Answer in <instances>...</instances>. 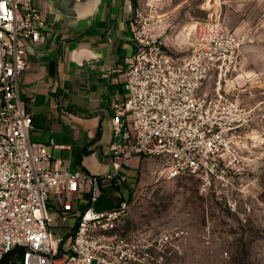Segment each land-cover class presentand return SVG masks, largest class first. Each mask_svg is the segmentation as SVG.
Here are the masks:
<instances>
[{"label":"built area","instance_id":"built-area-1","mask_svg":"<svg viewBox=\"0 0 264 264\" xmlns=\"http://www.w3.org/2000/svg\"><path fill=\"white\" fill-rule=\"evenodd\" d=\"M146 5L157 10L153 2ZM142 6L129 22L135 49L126 99L112 117V171L91 176L64 167L46 144L31 139L33 118L20 78L28 48L41 40L47 22L33 0H0V264H168L181 255L188 241L182 229L124 232L130 196L108 209L94 207L102 180L136 193L142 181L122 172L136 156L160 160L152 181L196 176L205 188L220 181L229 186L228 172L236 170L252 120L233 84L239 51L251 35L237 34L219 18L204 20L196 25L192 51L176 56ZM259 86L264 93V75ZM86 192L89 204L80 211L73 200ZM50 210L58 215L56 227L76 218L68 241L54 238Z\"/></svg>","mask_w":264,"mask_h":264},{"label":"rangeland","instance_id":"rangeland-1","mask_svg":"<svg viewBox=\"0 0 264 264\" xmlns=\"http://www.w3.org/2000/svg\"><path fill=\"white\" fill-rule=\"evenodd\" d=\"M131 2L132 10L142 4L144 16H153L154 32L169 37L168 50L176 56L192 51L196 25L204 20L219 18L237 34L247 32L252 41L240 49L239 61L246 71L255 69L261 73L255 77L257 84L242 92L252 120L236 170L228 172L229 186L220 181L205 188L196 176L172 180L160 177L152 181L151 172L160 170V160L144 161L139 157L144 165L136 193L130 194L125 186L115 189L111 182L103 180L102 185L108 182L110 185L99 189L96 209H107L121 196H130L131 215L124 222V232L153 234L167 229L184 230L187 245L181 255L169 257L168 264H264V93L259 86L264 75V0ZM147 2H153L157 10L150 11ZM131 164L132 159L127 165ZM73 201L80 211L89 204L85 196ZM50 214L55 219L54 238L68 241L72 233L69 229L76 218L70 217L65 226L56 227L58 215L52 210Z\"/></svg>","mask_w":264,"mask_h":264},{"label":"crops","instance_id":"crops-1","mask_svg":"<svg viewBox=\"0 0 264 264\" xmlns=\"http://www.w3.org/2000/svg\"><path fill=\"white\" fill-rule=\"evenodd\" d=\"M33 1L42 9L47 27L41 40L28 48L20 78L21 96L33 118L30 137L46 144L53 160L61 159L71 171L104 176L112 170V117L126 99V72L135 49L129 23L132 2L89 0L71 12L55 0ZM241 62L233 84L244 104L242 92L257 84L261 72L246 71ZM52 140L71 147H54ZM143 165L136 156L122 172L137 181Z\"/></svg>","mask_w":264,"mask_h":264},{"label":"water","instance_id":"water-1","mask_svg":"<svg viewBox=\"0 0 264 264\" xmlns=\"http://www.w3.org/2000/svg\"><path fill=\"white\" fill-rule=\"evenodd\" d=\"M55 2L71 12H76L80 6L85 5L89 0H55Z\"/></svg>","mask_w":264,"mask_h":264}]
</instances>
